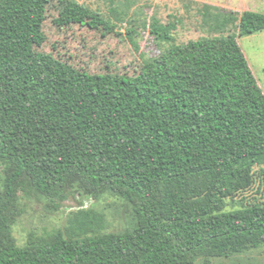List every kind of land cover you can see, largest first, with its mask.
Masks as SVG:
<instances>
[{
  "label": "trees",
  "instance_id": "trees-1",
  "mask_svg": "<svg viewBox=\"0 0 264 264\" xmlns=\"http://www.w3.org/2000/svg\"><path fill=\"white\" fill-rule=\"evenodd\" d=\"M50 3L0 0V264H213L264 248V202L228 210L264 195V91L237 42L264 32V14L232 13L237 35L206 19L210 36L135 75H91L38 51ZM66 12L116 29L76 2ZM21 194L57 210L113 195L134 224L106 232L101 212L81 209L19 246Z\"/></svg>",
  "mask_w": 264,
  "mask_h": 264
},
{
  "label": "rangeland",
  "instance_id": "rangeland-1",
  "mask_svg": "<svg viewBox=\"0 0 264 264\" xmlns=\"http://www.w3.org/2000/svg\"><path fill=\"white\" fill-rule=\"evenodd\" d=\"M72 2L110 20L116 26L115 31L104 34L75 22L66 12ZM246 11L264 14V0H51L44 23L46 42L38 51L91 75L132 76L145 60L172 45L210 36L209 27L204 25L206 19L222 23L221 35H237V23H228V19L232 13ZM237 42L264 91V32L237 38ZM1 177L0 168V180ZM20 196L23 214L13 228L19 246L26 245L30 234L45 235L67 228L71 215L81 209L101 212L106 232H124L134 224L131 205L109 194L99 200L72 197L61 203L58 210L47 198ZM244 197L249 202H264V195L256 187L230 203L228 210L238 209ZM212 263L264 264V248L229 259H214Z\"/></svg>",
  "mask_w": 264,
  "mask_h": 264
}]
</instances>
